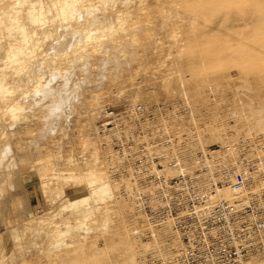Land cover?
<instances>
[{
	"label": "rangeland",
	"instance_id": "rangeland-1",
	"mask_svg": "<svg viewBox=\"0 0 264 264\" xmlns=\"http://www.w3.org/2000/svg\"><path fill=\"white\" fill-rule=\"evenodd\" d=\"M183 1L0 0V117L4 116L5 121V124L0 121V264H81L86 250L93 249L92 242L103 246L104 234L113 233L116 237V233L121 232L124 239L130 237L128 214L122 208L124 203L118 205V200L129 203L120 196L118 182L115 183L117 190L111 189V183L106 186L99 179L101 185L98 181L72 182L64 177L62 169L68 167V153L77 152L81 141L86 147L85 153L95 157L90 161L84 159L82 163L89 162V168H93L103 159L104 168L105 155L110 158L111 152L103 149L104 138L97 125L110 113L119 114L137 102L147 105L169 102L162 85L158 84L165 77L169 83H174L183 76L194 78L190 73L193 69L209 72L222 84V92L217 89L214 93L211 89L213 94L204 93L206 98L221 102L216 109L219 115L223 114L220 119L210 117L212 127L219 130L217 127L223 126L212 144L225 141L227 135H245L258 137L264 149V128L260 125L264 121V46L243 44L240 40L242 25L229 33L220 30L217 13L208 11L201 18L200 7L210 2L187 4L198 10L193 11H196L197 25L202 24L212 29L211 32L204 28L183 31L181 27L187 23L186 13L181 12ZM154 3L159 9H154L151 5ZM117 12L122 15L121 21L115 19ZM248 27L244 29L249 30ZM103 37L110 43L108 48L100 43ZM228 38L232 48L242 45L239 49L242 53L235 58H231L234 52L228 54L224 50ZM251 38L264 39V36L252 32ZM233 40L234 43L240 40L238 46ZM165 43L171 46L166 47L167 50ZM197 43H201L204 54L208 52V56L203 54V60L209 63L212 58L214 63L202 64L199 62L202 58H193L199 51ZM214 49L224 51L219 53V59L216 55L209 56L215 53ZM152 53L158 57H152ZM160 60L165 65L155 62ZM204 65L206 67H202ZM162 72L166 76L162 77ZM31 76L32 82L22 87L25 78ZM240 78L246 83L252 81L250 89L249 85L248 89L241 86L245 81ZM148 86L155 89L153 98L136 92L137 88ZM178 98L187 106L180 96L173 102ZM191 98L196 103L193 106L200 108L202 97L194 95ZM187 110L189 114L191 110ZM99 111L103 114L94 122ZM193 115L194 121L191 118L185 121L188 125L185 122L180 125L179 134L193 127L196 130V127L209 126L210 119L203 111L194 110ZM84 128L93 129L99 137L88 138ZM200 130L192 140L196 150H201V145H210L201 144L199 140L209 131ZM235 130L240 131L239 134ZM22 145L24 148L20 147ZM261 157L264 161L263 153ZM40 159L46 162L44 175L36 164ZM107 169L105 167V172ZM108 175L107 170V178ZM110 178L115 182V178ZM45 213L46 217L42 218ZM144 237L142 234L143 240L148 241Z\"/></svg>",
	"mask_w": 264,
	"mask_h": 264
},
{
	"label": "built area",
	"instance_id": "built-area-1",
	"mask_svg": "<svg viewBox=\"0 0 264 264\" xmlns=\"http://www.w3.org/2000/svg\"><path fill=\"white\" fill-rule=\"evenodd\" d=\"M186 108L179 98L137 102L97 125L120 196L147 226L143 237L158 233L167 251L148 252L143 264H264L259 138L236 135L194 151L189 132L162 121Z\"/></svg>",
	"mask_w": 264,
	"mask_h": 264
},
{
	"label": "bare ground",
	"instance_id": "bare-ground-1",
	"mask_svg": "<svg viewBox=\"0 0 264 264\" xmlns=\"http://www.w3.org/2000/svg\"><path fill=\"white\" fill-rule=\"evenodd\" d=\"M165 3H169V2H172V0H163ZM183 2H185V4H182V7H183V9L181 10V12H185L186 13V16H185V19H186V21H187V23H185L182 27H181V29L183 30V31H185V32H188V31H191V30H199L200 31V29H202V28H204L206 31H208L209 30V28H205V27H203V25L202 24H200L199 26L197 25V21H196V15H195V12L196 11H198V10H196V9H193V7H192V5L191 6H189V4H187V3H190V2H192V3H194V4H201V3H206V2H210V4H208L207 6H201L200 7V9H199V13H200V15H201V18H202V16H203V14H206V13H208V11H211V12H213V13H217L219 16V18H220V21H221V24H220V26H221V28H220V30H223V31H227V33H229V31H231V30H233V29H236L237 27H239V25H242V34L241 35H243V36H241L240 37V40L242 41V42H244L243 44H247V43H250V44H252V45H259V46H264V39H252L251 38V33L252 32H255V33H260V34H262L263 36H264V0H243V1H241V0H184ZM191 4V3H190ZM153 7H154V9H159V7H157L158 5L156 4V3H154V4H151ZM198 7H199V5H197ZM217 6H220V7H217ZM195 8H197V7H195ZM194 10H196L195 12H193ZM197 14V13H196ZM117 17L115 18L116 19V21H121V19H122V15H120L118 12H117ZM125 15V14H124ZM200 17V16H199ZM198 18V17H197ZM222 21H223V23H232V24H230L229 26L228 25H224L223 23H222ZM139 24H143L142 22H139ZM122 25V22H121V24H120V26ZM245 26L246 27H248V26H250V27H248V29L249 30H245L244 28H245ZM177 28H179V27H177ZM176 29V28H175ZM180 29V28H179ZM211 30L212 29H210L209 31L211 32ZM244 30V31H243ZM145 31H148L147 29H145ZM170 32V31H169ZM184 32V33H185ZM176 33V32H175ZM181 33H183V32H181ZM226 33V35H228ZM250 35H249V34ZM170 34V33H169ZM170 35H172V32H171V34ZM174 35V34H173ZM177 35V34H176ZM176 35L174 36V38L176 37ZM212 35V34H211ZM179 36V35H178ZM216 36V35H215ZM171 37V36H170ZM173 38V37H172ZM176 39V38H175ZM174 39V40H175ZM181 39V38H180ZM177 40V39H176ZM226 40V41H225ZM224 41H225V43H224V47H225V51H226V53H230V51L231 52H234V55H232L231 56V58L234 56V58H235V56L237 57V56H239V54H241L242 53V51H241V53L239 52L242 48V45L241 44H239L241 47L240 48H235L236 46H234L233 45V47L235 48H232V45L231 44H229L228 43V40H229V38L228 39H225ZM239 40V41H240ZM211 41H212V37L210 38V40H209V44L211 43ZM223 41V42H224ZM232 41V40H231ZM238 41V42H239ZM248 41V42H247ZM250 41V42H249ZM174 42V41H173ZM173 42H170V44L171 43H173ZM200 42H201V40H200ZM222 42V41H221ZM238 42H235L234 43V40H233V43L235 44V45H237V43ZM246 42V43H245ZM66 43V42H65ZM100 43H101V45L103 46V47H105V48H108L109 46H110V43L107 41V38H105V37H103V38H101L100 39ZM180 43V42H179ZM218 43H220V41L218 40ZM52 44V43H51ZM53 44H55V43H53ZM159 44H161V43H159ZM165 44H168V45H165ZM164 44V49H166V47L168 48V47H171V46H169V43H165ZM177 44V43H176ZM175 44V45H176ZM250 44H248V45H250ZM64 46V44L62 43L61 44V47H63ZM172 45V44H171ZM183 45V44H182ZM193 46V44H188L187 46ZM247 45V46H248ZM52 47H53V45H51ZM174 46V45H173ZM183 46H185V44L183 45ZM196 47H199V51H197L194 47V49L198 52H196L197 53V55H196V53L194 54L195 55V57H193V58H196V60L199 58H202L201 60L202 61H200L199 60V62H201L202 64H205V63H208V62H206V61H204L203 60V57H204V55L205 54H207L208 52L207 51H205V54L203 53L204 52V50H202L201 51V43H197L196 45H195ZM206 46V45H205ZM238 46V45H237ZM251 46V45H250ZM46 49H47V47H46V44H45V46H44ZM55 47H57V46H55ZM185 48H187L188 49V47H185ZM190 49H191V47H189ZM203 48V47H202ZM246 48V47H245ZM50 49V48H49ZM193 49V50H194ZM240 49V50H239ZM48 50V49H47ZM167 50V49H166ZM186 50V49H185ZM213 50V48L211 49V51ZM215 50V49H214ZM189 51V53H190V51L191 50H188ZM247 51V50H246ZM161 52V51H160ZM164 51H162V53H163ZM187 52V51H186ZM207 52V53H206ZM213 52V51H212ZM211 52V53H212ZM215 53H212V55L211 54H209V56L210 57H218V59L220 58V55L221 54H219V53H224V51L222 52V50H215L214 51ZM235 52H239V53H237V55L235 54ZM243 52H245V51H243ZM248 52H250L249 50H248ZM248 52L246 53H243V54H247V55H249L248 54ZM210 53V52H209ZM228 53V54H229ZM155 54H157L156 53V51H155ZM188 54V53H187ZM204 54V55H203ZM216 55V56H215ZM223 55H226V54H223ZM158 57L157 55H153V53H152V57ZM188 56H189V54L186 56L185 55V61L187 60V58H188ZM191 56V55H190ZM193 56V55H192ZM191 56V57H192ZM203 56V57H202ZM206 56H208V54L206 55ZM228 56V55H227ZM190 57V58H191ZM207 58H209V57H207ZM229 58V57H228ZM231 58H229V59H231ZM241 58H242V60H243V55H241ZM160 59V58H159ZM206 59V58H205ZM213 59H215V58H213ZM217 59V60H218ZM222 59V58H221ZM237 59V58H236ZM235 59V60H236ZM240 58L238 57V60H239ZM166 60H168V57H167V59H165V61ZM195 60V59H194ZM211 61H213L212 60V58L210 59ZM231 60H233V59H231ZM165 61H163V62H165ZM207 61H209V59L207 60ZM211 61H209V63H211ZM237 61V60H236ZM153 62V61H152ZM155 62H158V63H162L161 62V60L160 61H155ZM169 62V61H168ZM190 62V61H189ZM197 62V61H196ZM231 62V61H230ZM177 63H179V62H177ZM208 63V64H209ZM212 63H214V61L212 62ZM164 63H162V65H163ZM207 64V65H208ZM162 65H161V68H162V71L164 72V70H165V68H163L162 67ZM165 65V64H164ZM196 65V64H195ZM179 66V65H178ZM201 66V65H200ZM209 66V65H208ZM212 66V65H211ZM211 66H210V68H211ZM202 67H206V65H204V66H202ZM41 68H43V67H41ZM158 68H160V66L158 65ZM156 68H154V70H155ZM197 69V68H196ZM198 69H200V68H198ZM205 69V68H204ZM208 69V68H207ZM212 70V69H211ZM208 71H210V70H208ZM214 71V70H213ZM162 72V74H161V76L162 75H165L166 76V74H164ZM211 72V71H210ZM251 72V71H250ZM132 73V72H131ZM190 73L191 74H193L194 75V78H192L191 76L190 77H188V76H183V77H180V79L179 80H176L174 83H169L168 82V80H167V77H165L164 79V81H161L160 83H158V84H160V85H162V88H163V90L165 91V93H166V96H165V98L169 101V102H173V99L176 97V96H180V97H183L184 98V100L186 101V103H187V108L186 109H188L187 111L189 112L190 110H191V112L188 114L187 112L185 113V114H183V113H181V115H169V117H166V116H164L163 117V119H162V121H163V124L166 126V127H168L172 132H174V133H178L179 134V131H181V130H179V128H180V125L181 124H184V122L185 121H189V120H192L194 117H195V115H193V111L194 110H201V111H203V113L207 116V117H209V119H210V117H214V118H222L223 117V114L222 113H220V115H219V110H217L216 108H218L219 107V104L221 103H219V101L218 102H216L217 100L215 99V100H213V99H209V98H206V95L204 94V93H207L208 91L209 92H212L213 90H216L217 91V89H219L220 91L222 90L221 88H222V84L220 83L219 84V82H220V80H219V78H218V80H219V82H217V80L215 79V77L214 76H212L211 74H209V72H206L205 71V73L203 72V70H201L200 69V71L198 70H192V71H190ZM131 75V74H130ZM158 76H159V74H157ZM196 75H198L197 77H195ZM211 75V76H210ZM213 75H214V73H213ZM225 75V74H224ZM251 75V74H250ZM239 76V75H238ZM32 77L33 76H31V78L30 79H28V78H25V80L22 82V87H24L25 86V84L26 83H28V82H32ZM160 77V76H159ZM163 77V76H162ZM221 77V76H220ZM224 77V76H223ZM222 77V78H223ZM227 77V76H226ZM229 77V76H228ZM227 77V78H228ZM232 78V77H231ZM249 78V77H248ZM161 79H163V78H161ZM160 79V80H161ZM237 79V78H236ZM241 79V78H240ZM246 79V78H245ZM222 80V79H221ZM226 80H228L229 81V79H226ZM233 80H235V78H233ZM242 80H244V79H241V81ZM249 80V79H248ZM224 81H225V79H224ZM238 81V79L236 80V82ZM245 81V80H244ZM243 82V81H242ZM252 82V81H251ZM251 82H247L246 83V81L245 82H243V83H241V86L242 87H244L245 89H248V85L251 83ZM223 83V82H222ZM227 84V82H224L223 84ZM231 83H232V81H231ZM231 83H229L228 82V85L229 84H231ZM234 83H235V81H234ZM225 84V85H226ZM236 84H239L238 82L236 83ZM227 85V86H228ZM232 86H234L235 88L237 87L236 85H232ZM250 86L251 85H249V89H250ZM223 87H224V85H223ZM231 88V87H230ZM252 88V87H251ZM253 88H255V87H253ZM212 89V91H210ZM224 89V88H223ZM137 91V93H139V94H142L143 96H148V97H150V98H153L155 95H154V91H155V89L153 88V87H142L140 90L137 88L136 89ZM252 90V89H251ZM242 91V90H241ZM243 91H244V89H243ZM246 91V90H245ZM214 92V91H213ZM213 92H212V94H213ZM222 92V91H221ZM237 92V91H236ZM214 93H216V92H214ZM225 93V92H224ZM200 94V95H199ZM218 94V93H217ZM221 94V93H220ZM223 94V93H222ZM226 94V93H225ZM247 94H249L248 93V91H247ZM246 94V95H247ZM194 95H198V96H200V97H202V99H203V101L201 102V107L200 108H198V109H196L195 108V106H193V105H196V103H193V101H192V96H194ZM216 95V94H215ZM219 95V94H218ZM217 96V95H216ZM221 96V95H220ZM243 96V95H242ZM242 96H241V98H242ZM249 96V95H248ZM255 96V95H254ZM238 97V96H237ZM205 98V99H204ZM216 98V97H215ZM221 98H223V97H220V100H222ZM226 98V97H225ZM228 98V97H227ZM224 99V98H223ZM237 100H240L239 98H236ZM245 99V98H244ZM254 99V98H253ZM226 100V99H225ZM228 100V99H227ZM247 100H249V99H247ZM223 101V100H222ZM246 101V100H245ZM255 103V102H254ZM152 104H154V103H152ZM147 105V104H146ZM150 105V104H149ZM238 105V104H237ZM241 105V104H240ZM250 105V104H249ZM18 112H20V110H18ZM225 113V112H224ZM101 114H103L101 111H99V112H97V114H96V116L94 117V122H95V119L96 118H99V116L101 115ZM225 114H227V113H225ZM103 116V115H102ZM101 116V117H102ZM3 118V119H2ZM192 118V119H191ZM3 120V123L5 124V121H4V116L3 117H0V121H2ZM193 121H194V119H193ZM49 122V121H48ZM191 122V121H190ZM49 123H51V121L49 122ZM193 123V122H192ZM195 123V122H194ZM211 123H213L212 122V120L210 119V123H209V126L207 127V126H205V127H207V128H202L203 129V131L202 132H204L205 130H207V131H209V132H207L206 134H208V135H205L206 137L205 138H202V140H199V141H201V142H203V143H201V144H212L213 143V141L215 140V138L217 137V135H218V131L220 130H222L221 128H223V126H221V127H217L219 130H217V129H215V127H214V125H213V127H212V125H211ZM48 124V123H47ZM46 124V125H47ZM188 125V123L187 122H185V125ZM49 125V124H48ZM260 125L264 128V121H261L260 122ZM190 126V125H189ZM197 126V125H196ZM195 126V127H196ZM45 127V126H44ZM186 127V126H185ZM182 128H184L183 127V125H182ZM187 128V127H186ZM194 128V127H193ZM193 128L191 129V131H189V133L191 134V136H192V140H193V137H195V135L197 134V133H199V130L201 129H198V127H196L197 129L196 130H193ZM44 129H46V128H44ZM181 129V128H180ZM185 129V128H184ZM201 129V130H202ZM179 130V131H178ZM186 130V129H185ZM200 130V131H201ZM229 130H230V128H229ZM228 131V130H227ZM236 131V130H235ZM235 131H233L234 133H235ZM210 132H211V135H209L210 134ZM230 132V131H229ZM231 132H232V130H231ZM240 132V131H239ZM239 132L237 133V131H236V133L237 134H239ZM250 132V131H249ZM252 132V131H251ZM84 133H85V135L87 136V134H88V138H90V139H92V136H94L96 139H97V136L99 137V135H98V133H97V135H96V133L94 132V130L93 129H88V130H86L85 128H84ZM234 133H233V135H234ZM229 134V133H228ZM246 134V133H245ZM197 135H199V134H197ZM224 135V134H223ZM251 135V134H250ZM48 136V135H47ZM201 136V135H200ZM197 137V136H196ZM229 137H233V136H229ZM228 135H227V138H226V140L224 141H220V143L219 144H225L227 141H228ZM198 138V137H197ZM200 138V137H199ZM198 138V139H199ZM223 138H224V136H223ZM100 139H101V136H100ZM264 141V140H263ZM81 143H83L82 141H81ZM81 143H79L78 144V149H77V152H73V151H71V152H69L68 153V167L67 168H64V169H62V172L64 173V177H66V179L67 180H69V181H72V182H82V181H85V182H87V181H90L91 183H94V182H97L98 181V179H99V181L101 182V183H103L104 185H106V186H108V184L109 183H111V185L112 186H110L111 187V189L112 190H117V186L115 185V183L117 184V180H115V182H113V180L110 178V175H108L109 176V178H107V170H106V172H105V167L107 168L108 167V165H109V163H110V160H111V158H113V157H111L110 155V158L109 157H107L106 155H105V161H104V163H105V165L106 166H104V168H103V166H102V161H103V159H102V161L99 159V161H100V164H99V166L98 167H93V168H89V165H90V163L88 162V163H82V160H84V159H86V160H93V159H95V157H93L91 154H87V153H85V151L84 150H86V147H84L85 145L84 144H81ZM191 144H192V142H191ZM20 145H21V143H20ZM202 146V147H201ZM200 147H201V150H204L206 147H203V146H206V145H201ZM21 148H24V146L22 145V146H20ZM68 147H72V149L74 148L73 146H68ZM102 148H103V146H101ZM192 147H193V145H192ZM103 149H105V148H103ZM193 149H194V151H199V150H196V148L195 147H193ZM102 152H105V151H102ZM101 152V153H102ZM107 152V151H106ZM109 152V151H108ZM107 152V153H108ZM262 153L264 154V149L260 152V157H261V155H262ZM106 154V153H105ZM94 155H96L95 154V152H94ZM102 155H104L103 153H102ZM263 158L261 157V169L264 171V168H263V166H264V161L262 160ZM11 160V159H10ZM9 162V161H8ZM12 162V161H11ZM10 164V163H9ZM16 164V163H15ZM37 164V167H38V170H40V172H41V174L42 175H44L45 173H46V162L43 160V159H40L39 161H38V163H36ZM33 166V165H32ZM36 166V165H35ZM101 166H102V168H101ZM190 169H187V171H189ZM172 171L173 170H171L170 171V173H172ZM105 173H106V175H105ZM174 173H175V171H174ZM39 174V173H38ZM99 177H101V178H99ZM58 179H60V176H59V178ZM99 181H98V183H99ZM100 184V183H99ZM101 185V184H100ZM109 187V188H110ZM119 202H118V205H119V203L120 202H122V203H124V206L122 207V208H125L126 209V213L128 214L127 215V218H129V223H128V225H130V234H128V235H130V237L129 238H126V239H124L123 237H122V234H121V232H119V233H116V237H115V234H113V233H107V234H104V236H105V240H104V243H103V246L102 247H100L99 246V244H98V242H96V243H94V242H92L91 243V245L93 246V249L91 250V249H87L86 250V257L84 258V256L82 257V258H84V259H81V264L83 263V264H143V261H144V257H145V255L148 253V252H153V253H155V254H158V255H160V256H162V257H165L166 255H167V251L165 250V248L163 247V239L161 238V236L158 234V233H154V235H153V237L152 238H150V239H148V241H144L143 240V238H142V234H143V231H144V229L145 228H147V226L145 227L142 223H141V221H140V219H139V215L137 214V212L133 209V207L130 205V204H125L126 202H124L123 200L122 201H120V200H118ZM121 204V203H120ZM46 215V213L42 216V218L43 217H46L45 216ZM137 215H138V217H137ZM169 233H171L170 231H169ZM132 234V235H131ZM137 234L139 235V237L137 236ZM144 241V242H143ZM83 253H84V249H83ZM113 256H115V257H113ZM113 258H115L116 260L115 261H113ZM39 263V262H38ZM262 263H264V261L262 262ZM60 264H64V263H60Z\"/></svg>",
	"mask_w": 264,
	"mask_h": 264
}]
</instances>
